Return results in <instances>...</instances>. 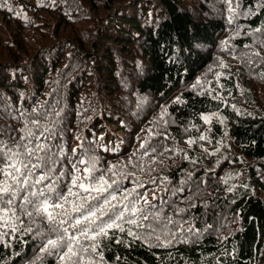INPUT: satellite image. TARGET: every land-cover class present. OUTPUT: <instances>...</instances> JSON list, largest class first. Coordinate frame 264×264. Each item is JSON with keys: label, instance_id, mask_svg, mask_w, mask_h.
Returning <instances> with one entry per match:
<instances>
[{"label": "trees", "instance_id": "1", "mask_svg": "<svg viewBox=\"0 0 264 264\" xmlns=\"http://www.w3.org/2000/svg\"><path fill=\"white\" fill-rule=\"evenodd\" d=\"M0 264H264V0H0Z\"/></svg>", "mask_w": 264, "mask_h": 264}, {"label": "snow or ice", "instance_id": "2", "mask_svg": "<svg viewBox=\"0 0 264 264\" xmlns=\"http://www.w3.org/2000/svg\"><path fill=\"white\" fill-rule=\"evenodd\" d=\"M37 166H38V163L37 164H31V165H29V164H25L24 165L25 168H28V167L35 168ZM17 171H19V169H17ZM44 179H45L44 176H41L40 177V181H43ZM40 181H37V182L39 183ZM104 183H106V182H104ZM80 187L85 192H89V191L100 192V191H103L104 190L102 188H88V187H85L83 184H81ZM3 191L4 192H8L9 190L7 188H5V189H3ZM33 195H37L38 198L39 197H44V200H43L42 204H36V205H34V210L36 212H39V213L43 214V215H46V217H47V219H48L49 222L55 221L56 220V216L53 214V211H50V208L53 209V210L54 209H62L64 207V205L61 204V203H55V202L49 203L48 202V198L45 196V194H44L43 191H40L38 194H33ZM113 199H115V197H113ZM74 211H80V207H76L74 209ZM90 214H91V216H96V212H91ZM29 215H31V213H29ZM88 219H89L88 216H84V220H88ZM60 223L62 224V223H64V221L61 220ZM81 223H82V221L79 220V219H77V221H76L77 226L80 225ZM112 226H113L112 224H108L107 225V228H111ZM117 227H118V225H117ZM66 231H67V229H65V232ZM100 232L103 233V234H105V235L107 234L104 227H102L100 229ZM94 238L95 237H93V239ZM70 239H72V238L70 237ZM48 243H49V245H52L53 247H55L57 245V241H55V240H49ZM68 251H69V253H71L72 252V248L69 247Z\"/></svg>", "mask_w": 264, "mask_h": 264}]
</instances>
